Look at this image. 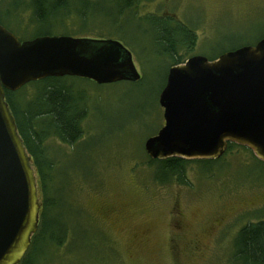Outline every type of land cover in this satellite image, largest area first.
<instances>
[{
	"label": "rangeland",
	"instance_id": "374dc122",
	"mask_svg": "<svg viewBox=\"0 0 264 264\" xmlns=\"http://www.w3.org/2000/svg\"><path fill=\"white\" fill-rule=\"evenodd\" d=\"M75 2L85 3L92 18L82 22L76 16V22L49 31L96 35L95 22L111 4ZM31 5L32 0H0V24L20 40L48 29L32 19ZM137 13L168 15L169 24L192 29L193 47L177 50L182 59L216 57L264 36V0H139ZM120 19L128 35L121 42L141 77L98 84L63 76L84 115L73 147L57 138L46 141L55 152L53 171L61 185V203L51 216L63 220L55 231L65 228L68 236L60 246L34 252L31 264H234L237 230L264 219V165L233 144L209 162L190 159L186 183L154 179L143 143L164 121L158 94L169 59L156 56L150 33L143 31L145 20ZM18 90L15 99L33 93L28 83Z\"/></svg>",
	"mask_w": 264,
	"mask_h": 264
},
{
	"label": "water",
	"instance_id": "95a60500",
	"mask_svg": "<svg viewBox=\"0 0 264 264\" xmlns=\"http://www.w3.org/2000/svg\"><path fill=\"white\" fill-rule=\"evenodd\" d=\"M75 76L98 84L140 78L118 39L43 34L20 40L0 24V264H17L38 224L36 177L4 98L27 82ZM163 124L144 140L151 159H215L227 142L264 163V36L212 59L169 66L158 94Z\"/></svg>",
	"mask_w": 264,
	"mask_h": 264
},
{
	"label": "trees",
	"instance_id": "16d2710c",
	"mask_svg": "<svg viewBox=\"0 0 264 264\" xmlns=\"http://www.w3.org/2000/svg\"><path fill=\"white\" fill-rule=\"evenodd\" d=\"M108 2L111 4L109 12L102 11L105 17L95 22L98 28L96 35L79 36V33L74 32L68 34L75 37L115 38L123 41L124 37L128 36L125 30L123 32L127 23L121 24L120 18L125 15L131 20L146 21L143 31L150 33L156 56L166 60L168 58L169 66L184 61L180 55L176 54L178 48L189 51L193 47L195 35L192 29L180 22H175L174 26L169 24L172 17L168 15L147 13L139 16L137 13L139 0H108ZM87 8L85 3L80 5L75 0H32V19L37 25H46L48 28L37 35L53 34L49 31L51 26L68 24V21L72 19L71 22H73L76 16L82 22L87 21V18L90 19L93 16ZM101 28H105L108 32H101ZM28 84L33 87L30 98L21 94L19 99H15L13 91L4 90L5 101L14 117L17 131L34 168L40 205L36 231L31 234L30 244L17 264H31L34 252L39 251L42 246L44 248L48 245L60 246L68 236L65 228L55 231V228L64 226L63 220L51 216V212H54L61 203L58 195L61 185L53 171L56 162L55 152L50 150L46 141L49 138H57L60 142L73 147L81 137V121L84 116L70 95V87L63 83V76L45 77L30 81ZM19 92L20 90L14 91V95ZM233 144L236 143L227 142V147ZM242 147L248 149L245 146ZM248 150L251 152L250 149ZM190 161L179 156L164 159L148 157V164L155 166L154 179L160 183L173 181L186 183L185 166ZM231 256L234 264H264V219L247 222L237 230L233 238Z\"/></svg>",
	"mask_w": 264,
	"mask_h": 264
}]
</instances>
